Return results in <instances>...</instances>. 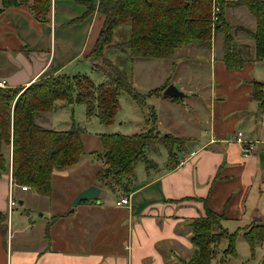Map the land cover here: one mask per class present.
<instances>
[{
  "label": "crops",
  "instance_id": "crops-1",
  "mask_svg": "<svg viewBox=\"0 0 264 264\" xmlns=\"http://www.w3.org/2000/svg\"><path fill=\"white\" fill-rule=\"evenodd\" d=\"M72 1L80 6L76 12L64 1L50 0L49 14L41 21L28 3L3 8L0 0V82L4 88L21 89L43 77L68 76L65 71L87 64L82 57L95 13L86 16L82 1L96 6L98 0L95 4L88 0ZM222 14L229 27L233 26L229 21L238 23L244 19L250 24L245 31L253 32L254 18L246 8L225 5ZM242 33L231 32L234 41H243L240 46L246 51L239 48L243 63L235 70H227L222 62L220 33L213 36L208 51L191 47L174 50V62L191 64L184 65L182 73L172 74L162 68L164 80L156 89L167 81L183 94L175 103L166 100L170 105L160 94L162 104L175 109L184 99L198 102L196 94L200 92L208 102V110L202 114L201 104L195 107L199 118H195V126H190L191 134H164L187 141L181 150L173 152L172 159L163 151L160 158H149L154 168L148 171L140 162L134 165V178L127 194L116 187H97V203L82 202L72 209L74 196L64 219L51 226V212L66 205L65 200L56 196L53 181L71 178L87 160L92 161L87 148L83 147L84 155L78 164L52 173L51 195L47 198L13 185L10 173L1 176L0 264H176L173 261L191 257L194 248L186 225L204 216L205 210L223 218L220 226L228 234L238 231L236 240H243L242 234L248 227H261L262 241L254 249L264 253V103L253 98L252 86L262 85L264 100V62L254 60L252 40ZM172 62L171 67L175 65ZM199 67L208 68L206 78L196 76ZM173 78L185 79L197 87L186 93ZM61 106L55 105V110ZM74 106L77 105H67L70 109ZM42 119L48 127L40 124L41 128L55 131L49 117ZM114 123L115 120L111 126ZM117 124L120 127L122 123ZM236 133L254 146L252 155L242 156L240 146L233 140ZM139 163L137 173L135 166ZM15 188L20 211L11 212L8 219V195L12 197ZM122 198L128 199V206L116 207L115 203ZM102 213L113 214L114 218L104 225ZM104 226L111 232L110 239L100 236ZM222 244L226 246V241L218 243V253L214 250L216 264L221 259L223 264H237L220 254L224 250L220 249Z\"/></svg>",
  "mask_w": 264,
  "mask_h": 264
},
{
  "label": "trees",
  "instance_id": "trees-1",
  "mask_svg": "<svg viewBox=\"0 0 264 264\" xmlns=\"http://www.w3.org/2000/svg\"><path fill=\"white\" fill-rule=\"evenodd\" d=\"M29 1H32L34 16L45 20L50 0H1V4L7 8ZM215 1L219 8L215 24L210 22L211 0H98L96 6L82 1L86 6V16L96 13L103 19L94 47L86 59L109 64L102 60L103 51L112 46L114 30L127 25V39L115 44L114 48L127 53L130 60H169L177 48L208 51L213 36L220 33L222 62L227 70L238 69L243 63L240 50L234 45L230 27L222 14L223 7L230 5L246 8L254 18V31L244 33L253 42L254 60L264 62V0ZM111 74H105L107 84L96 86L85 75L72 78L60 75L38 79L21 89H0V177L10 173L13 185L29 189L40 197H49L52 173L73 167L84 155L78 131L45 130L36 124L43 115L55 110L56 102L83 106L86 120L94 116L99 125L109 127L119 108L117 98L120 92L141 108L151 93L159 96L168 86L165 83L142 96L133 89L124 73L112 69ZM252 86L253 98L263 104L262 85L252 83ZM162 98L172 103L178 101ZM97 139L100 148L97 160L102 161V166L95 173L96 181L109 190L116 187L123 194L128 193L137 162L142 163L146 171L154 168V164L146 160L145 150L156 152L158 147H162L172 159V147L177 144V139L169 135L159 137L151 128L132 136L101 134ZM222 220L221 216L205 210L203 217L191 221L190 242L194 250L184 264H210L214 248L222 240L226 241L222 256L235 257L234 243L238 231L228 234L220 226ZM242 239L253 249L262 241L261 227H248ZM223 263L221 259L219 264Z\"/></svg>",
  "mask_w": 264,
  "mask_h": 264
},
{
  "label": "rangeland",
  "instance_id": "rangeland-1",
  "mask_svg": "<svg viewBox=\"0 0 264 264\" xmlns=\"http://www.w3.org/2000/svg\"><path fill=\"white\" fill-rule=\"evenodd\" d=\"M57 1H64L65 3H67V5H69V9L73 12L78 11L76 9H80V6L76 5L72 0H57ZM88 1L95 4L97 0H88ZM214 3H216V1L211 0L210 2V22L211 24H215L217 22V21L212 22V10L211 9H212V4ZM28 4L31 6L32 1H29ZM56 6H57V3H56ZM236 20L238 21V19ZM102 21H103L102 17L98 16L95 13L92 24L88 32V36H87L88 46L86 47V50L82 57L83 60L88 61V62L87 64H84L78 67L77 70L65 71L66 74L69 76V77L67 76L68 78L85 75L91 79L92 83L95 86L99 84H107L108 79L105 76V74L110 75L112 69H115L119 72L124 73L127 76V78L130 80L132 84L133 89L138 94L145 96L147 93L159 87L162 81L164 80V78L161 77L162 68H165L168 73H172V74L176 72L182 73L184 71L183 66L186 64H191L190 62H181V61L174 62L175 60H173L172 57L169 60H156V59L130 60V57L127 53H120L114 48L115 44H119L127 39V36H128V26L127 25L120 26L116 30H114L112 38H111L112 46L108 50L105 49L103 51L102 60L105 59L107 61L106 63H109V64L107 65L103 64L100 60L92 61L93 59H86V56L90 55L94 47L95 40L98 36L99 30L102 25ZM229 22L233 24V26L230 27V34L231 32H233L234 34L236 32L244 33L245 28L250 27V24L248 23V21L244 19L243 20L239 19L238 23H235V21L234 22L229 21ZM236 25H240V26H236ZM254 27H255V21H254ZM232 40L236 47L240 49L243 48V46H240V44H242L243 41L237 42V39H236L235 40L236 42H235L234 38H232ZM242 51L243 53H246V51H244V48L242 49ZM171 62L174 63L176 66L173 65L171 67L170 66ZM159 64L163 66H160ZM207 70L208 68L199 67V69H197L196 71V76L199 77L200 79L206 78L208 74ZM53 77H56V76H53ZM175 82L186 93H191L195 91L197 87V85H194L192 82L186 83L185 79L181 81H175ZM165 83L168 84V82L166 81L163 83V85ZM178 85H176L177 88H178ZM196 95H197L196 97H197L198 102L195 100L192 102L191 100L188 101L184 99L182 102H179L178 107L174 109L173 107L169 108V107L164 106V104H162L161 95L158 96V95L151 93L150 96L144 100L142 107L139 108L135 106L134 104H132L131 101L123 93L120 92L117 98L119 108L114 117L115 123L113 126L107 129L99 125V123L97 122L96 118H94V116H92L93 118L91 117L89 120H86L85 108L83 106H74L70 109L64 103L61 104V102H56L57 104L55 103V105L59 104L62 106L59 107L57 110H55L54 114L52 115L45 114L42 116V118L44 117L46 120V117H49L50 125L53 128H55L54 129L55 131L61 130L64 132V130H67V131L72 130V129L74 130V127L76 126L75 130L80 133V140L83 144V147L87 148V151H88L87 155L89 154L91 155L90 159L93 162L87 160L88 162H85L77 170L78 172L74 176H71V178L65 181L61 179H54L53 181L54 192L57 197L58 196L60 197V200L66 201V205L63 206V209L61 210H55V211L53 210V212H51L50 217L48 216L49 214L48 215L46 214L47 217H49L48 219L51 223L50 225L52 226L56 222L64 219V217L67 215L70 209L71 199H73V197L76 196L78 193H80L81 191H83L84 189L90 186L98 187L101 189L104 188L102 185H99L97 183L96 178H95V173L102 166L101 165L102 161L97 160V157H98L97 154L100 153V148H99L98 139H97L98 135H95V134L107 135L111 133H116V134L118 133L124 136H132L138 133H142L150 128L159 137L164 135L168 131H172L173 133H176V134L177 133L178 134L183 133L184 135L191 134L190 126L192 125L195 126L194 125L195 118L197 117V113L195 112L196 111L195 107L199 108L201 104L200 111L202 114H205L206 111L208 110V102L206 101V99H202L200 92H198ZM188 99H191V98H188ZM163 101H166V100H163ZM166 104L170 105L169 102L167 101H166ZM171 109L172 111H170ZM197 118H199V116ZM43 120L44 119H42L41 121L39 120L40 122L37 120L36 124L38 126L42 125L44 126V128L48 127L47 124ZM118 122L122 123L120 127H118V124H117ZM55 125H58L59 127L58 126L54 127ZM184 129H185V133L183 131ZM185 142H187L185 138L184 139L177 138V144H174V146L172 147V152H177L178 150H181ZM157 149L158 150L156 152H154L151 149L145 150L144 155H145L146 160L151 162L149 158H153V157L160 158V155H163V151L165 150L162 147H158ZM167 158L169 159L168 155H167ZM139 165L141 164L139 163L135 166V171L137 173L140 170ZM17 191L18 190L16 188L13 189V192H12L13 194L11 197L13 202L15 203L11 211L13 213L16 211H20L18 204H17V199L15 197ZM63 195H65L66 197L65 199ZM111 199L112 197L109 198V202ZM98 201L99 200H96V203ZM87 202L95 203L94 201H87ZM40 214H41V211L40 213H37L36 217L39 216ZM102 215H103L102 220L104 222L103 223L104 225L111 220L110 218H114L112 217L113 214L108 215L106 213H102ZM190 223L186 225V228L188 230H189ZM103 229L104 230L101 232L100 236H102L103 239L105 238L110 239L111 232H109L108 228L105 226ZM93 232H94V229H92V232L90 234H93ZM225 247L226 246H223L222 244L220 249L222 248L225 249ZM214 250L217 253L219 252L217 246L214 248ZM234 253H235V257L231 258L230 261L237 262V264H264V257H263L264 253L263 252L260 253L258 249H254V248L250 249L249 246L244 242V240L237 239L235 241ZM220 254H222V252ZM188 260L186 261L185 260H177V261L175 260L173 262H175L176 264H184ZM216 263H217V257L215 256L214 259H212L210 264H216Z\"/></svg>",
  "mask_w": 264,
  "mask_h": 264
},
{
  "label": "built area",
  "instance_id": "built-area-1",
  "mask_svg": "<svg viewBox=\"0 0 264 264\" xmlns=\"http://www.w3.org/2000/svg\"><path fill=\"white\" fill-rule=\"evenodd\" d=\"M211 10H212V22H216L217 16L219 14V8H218L216 3L212 4ZM0 89H4V83L3 82H0ZM233 140L236 144H238L240 146V151H241V154L243 157H248V156L252 155V153L254 151V146L248 142H245L240 133H236ZM128 204H129L128 199L122 198V199H119L115 203V206L116 207H124V206L126 207V206H128ZM14 205H15V203L13 202L11 195L9 194L8 200H7V218L8 219H9V215H10Z\"/></svg>",
  "mask_w": 264,
  "mask_h": 264
},
{
  "label": "water",
  "instance_id": "water-1",
  "mask_svg": "<svg viewBox=\"0 0 264 264\" xmlns=\"http://www.w3.org/2000/svg\"><path fill=\"white\" fill-rule=\"evenodd\" d=\"M162 96L171 98V99H182L183 94L177 91L172 85H168L162 92ZM100 190L97 187L90 186L80 193H78L71 202V208H75L82 202L94 201L96 203L97 196Z\"/></svg>",
  "mask_w": 264,
  "mask_h": 264
},
{
  "label": "bare ground",
  "instance_id": "bare-ground-1",
  "mask_svg": "<svg viewBox=\"0 0 264 264\" xmlns=\"http://www.w3.org/2000/svg\"><path fill=\"white\" fill-rule=\"evenodd\" d=\"M11 214V213H10ZM9 217H10V215H9Z\"/></svg>",
  "mask_w": 264,
  "mask_h": 264
}]
</instances>
